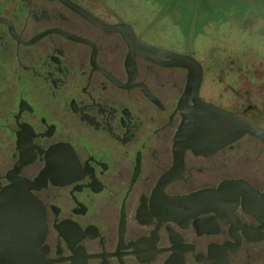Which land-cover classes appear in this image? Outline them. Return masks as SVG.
Instances as JSON below:
<instances>
[{
    "label": "flooded vegetation",
    "instance_id": "af4514ba",
    "mask_svg": "<svg viewBox=\"0 0 264 264\" xmlns=\"http://www.w3.org/2000/svg\"><path fill=\"white\" fill-rule=\"evenodd\" d=\"M105 6L0 0V194L43 222L0 228V264H264V141L176 145L186 68L85 12L192 56L199 98L262 134L263 83L149 42Z\"/></svg>",
    "mask_w": 264,
    "mask_h": 264
},
{
    "label": "rangeland",
    "instance_id": "374dc122",
    "mask_svg": "<svg viewBox=\"0 0 264 264\" xmlns=\"http://www.w3.org/2000/svg\"><path fill=\"white\" fill-rule=\"evenodd\" d=\"M86 1L106 5V10L129 21L149 42L191 51L204 66H229L233 80L247 70L249 80L264 85V28L260 34L254 32L257 22L264 27V0H180L186 5L185 16L193 19L194 27L200 26L186 35L178 23L179 19L186 23L184 17L172 6L168 10L154 0ZM206 12L208 19L203 21Z\"/></svg>",
    "mask_w": 264,
    "mask_h": 264
},
{
    "label": "water",
    "instance_id": "95a60500",
    "mask_svg": "<svg viewBox=\"0 0 264 264\" xmlns=\"http://www.w3.org/2000/svg\"><path fill=\"white\" fill-rule=\"evenodd\" d=\"M85 18L103 29L118 31L135 53L142 55L151 54L152 52L159 53L170 59L167 64L186 68V85L179 108L182 119L175 137L176 145L193 150L199 147H216L234 141L244 133L252 134L264 141V134L261 132L230 113L224 112L199 98L197 90L201 81V69L198 62L192 56L152 48L142 44L135 38L131 29L126 24L105 25L96 21L94 17L86 12ZM187 98L192 102L191 105L187 106L184 104V100ZM3 195V193L0 194V228L17 225H40L43 223L38 210L35 213L23 211V206L20 209L19 203L9 209L5 202L3 203L6 200L1 197ZM261 197L264 199V192L261 194ZM11 229L14 230L12 233L18 235H20L22 230V228Z\"/></svg>",
    "mask_w": 264,
    "mask_h": 264
},
{
    "label": "trees",
    "instance_id": "16d2710c",
    "mask_svg": "<svg viewBox=\"0 0 264 264\" xmlns=\"http://www.w3.org/2000/svg\"><path fill=\"white\" fill-rule=\"evenodd\" d=\"M154 1L157 2L158 4L162 5L164 8H166L168 10H173L174 9L175 12L176 11L180 12V17H184L183 20L186 23H183L180 19H179L178 23H179L180 29L182 30V32L185 35L190 30V28H192V33L193 34L197 31V29L200 28V26L194 27L193 19H191V17L189 15L185 16L184 8L186 7V5L183 4L180 0H154ZM171 6H172L173 9L171 8ZM206 14H207V12H206ZM207 16H208V14L203 17V21L205 19H208ZM211 19H215V18H211L210 17L209 20H211Z\"/></svg>",
    "mask_w": 264,
    "mask_h": 264
}]
</instances>
